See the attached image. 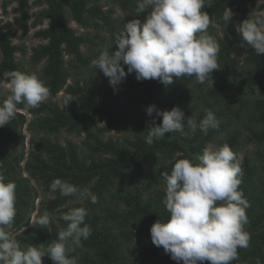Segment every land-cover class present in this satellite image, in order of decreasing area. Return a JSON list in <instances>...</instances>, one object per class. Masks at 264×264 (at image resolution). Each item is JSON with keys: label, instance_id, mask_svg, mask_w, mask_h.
<instances>
[{"label": "trees", "instance_id": "obj_1", "mask_svg": "<svg viewBox=\"0 0 264 264\" xmlns=\"http://www.w3.org/2000/svg\"><path fill=\"white\" fill-rule=\"evenodd\" d=\"M35 1L42 6L38 12L39 21L47 20L48 25L37 31V36L45 42L34 48V57L44 61L42 77L49 95L64 91V104L51 100H45L36 108L20 104L14 118L0 126V174L6 182L16 185V216L12 229L21 230L16 234L21 246L43 243L46 248L67 226L62 216L74 208L84 207L88 212L85 223L90 226L91 235L82 239V246L70 254L78 258V264H183L173 260L162 246H155L151 239V226L158 220L166 222L170 217L162 203L166 194L159 182L162 172L170 173L178 159L202 155L205 147L214 141L217 148L227 143L237 156L242 145L255 143L257 159L244 156L240 185L250 202L244 229L251 239L247 248L238 249V258L231 264H264V55H257L243 42L236 28L230 34L227 31L221 34L209 25L208 34L220 46V68L210 73L205 83L185 76L165 86L158 79L138 81L135 73H131L114 90L102 71L91 69V61L106 47L110 53L117 50L115 36L126 23L116 14V9L105 8L99 0ZM138 2L119 0L118 8L146 19L150 9L137 16ZM258 2L264 7V0H213L212 6L204 10L209 13L210 21L224 24L223 16L229 9L245 16L249 6ZM88 4L92 6L87 7ZM10 5H14L16 11V24L26 28L30 19L29 0H2L5 10ZM71 21L86 31L79 32ZM16 35L12 23L0 18V81L6 82L12 71L30 73L16 56ZM65 55L81 62L88 75L72 76ZM124 67L127 71V65ZM66 98L73 100L66 105ZM4 99L5 96L0 95V103ZM152 104L160 110L179 106L185 113L184 132L166 133L162 139L147 144V122L154 117L156 123L162 122V117H156L155 113L147 114L146 109ZM23 109L33 115L29 123L26 114L20 111ZM205 110L216 115L219 127L210 128L207 134L198 127L192 132L188 119L191 117L198 125ZM97 123H103L105 131L124 132L130 137L122 141L96 138L94 144L86 142L88 149L85 150L74 142L62 143L49 136L60 130L80 134ZM25 124L49 133L30 139L25 162L27 176L19 171L23 154L17 155L11 150L3 152L10 143L24 142L26 135L22 129ZM147 172L150 173L146 178L148 184L152 186L154 180L160 186L149 196L144 192L147 190L142 191L138 186L129 190L121 196L126 205L123 209L105 206V217L117 220L116 224L108 223L98 208L112 186L126 179L133 183L135 177L141 178ZM56 178L79 189H89L96 195L97 202L92 203L90 199L79 202V196H63L58 190L52 191L50 185ZM35 185L54 194L48 200V207L59 211L58 222L50 220L46 227L29 226L27 210ZM129 225L131 229L126 228ZM43 264L55 262L46 255Z\"/></svg>", "mask_w": 264, "mask_h": 264}, {"label": "clouds", "instance_id": "obj_2", "mask_svg": "<svg viewBox=\"0 0 264 264\" xmlns=\"http://www.w3.org/2000/svg\"><path fill=\"white\" fill-rule=\"evenodd\" d=\"M212 3L213 0H139L137 16L150 9L144 22L134 18L124 24L115 36L117 50L110 53L106 47L91 61V66L109 78L114 90L131 73L138 81L158 79L165 86L185 76L205 83L209 74L220 68V46L208 34L210 17L204 10ZM232 16V10L226 11L223 19L229 22ZM237 31L257 55H264V13L250 15L237 26ZM49 94L45 81L36 73L12 71L6 82L0 81V95L5 96L0 103V126L14 118L18 105L36 108ZM72 100L66 98V105ZM146 111L149 116L155 113L162 117L161 123H156L155 117L147 122V144L162 139L166 133L184 132L185 113L179 106L160 110L152 104ZM187 123L192 132L198 127L204 134L219 127L211 110H205L198 125L191 117ZM161 175L166 182L162 203L170 217L151 226L153 244L162 246L173 260L183 264H231L236 260L238 249L247 248L251 239L244 229L250 202L240 189L243 170L232 148L227 143L215 149L205 147L202 155L178 159L170 173L165 171ZM50 189L63 196L97 202L89 189H79L60 178L51 182ZM15 205L16 185L6 182L0 174V264H43L46 255L55 264H78V258L70 254L82 246V239L91 235V228L85 223L86 208L77 207L64 214L62 219L67 226L45 248L43 243L21 246L12 232ZM49 223L47 212L32 221L41 227Z\"/></svg>", "mask_w": 264, "mask_h": 264}, {"label": "rangeland", "instance_id": "obj_3", "mask_svg": "<svg viewBox=\"0 0 264 264\" xmlns=\"http://www.w3.org/2000/svg\"><path fill=\"white\" fill-rule=\"evenodd\" d=\"M100 3L105 8H114L116 9V14L120 15L123 19L124 23L129 22L130 20L137 18L133 14H126L121 11V9L118 8L119 0H99ZM30 7L28 9V13L30 14V19L28 21L27 27L22 28L21 26L17 25L15 22V16L16 11L14 10V5H10L5 10L2 6V0H0V18H2L5 21H10L13 25V28L16 30V37L14 39V43L16 44L18 50L16 53V56L18 60L24 65V67L30 72V73H36L42 80V68L44 66V61H38L34 57V48L40 45L41 43H44L45 40L37 36V31L40 28H44L48 25V21L44 20L42 23L39 21L38 18V12L42 6L38 5L35 0H29ZM258 4V5H257ZM232 10L233 16L229 22H224V24H218L217 22L210 21V25H212L219 33H223L224 31H227L230 34V31L234 28L237 29V26L242 23L245 19L250 18V15H255L257 13H264V7L261 6V2H258L254 5L249 6V12L245 16H241L234 13L233 9H229L228 12ZM140 19V18H139ZM141 22H144V18L140 19ZM71 25L78 29L79 32L86 31L84 28H82L80 25H78L75 21H71ZM104 33H102L103 35ZM67 65L70 68L72 76L75 77H81L88 75L86 67H84L81 62L77 61L76 59L70 57L69 55H65ZM90 68V67H89ZM93 67L91 66V69ZM64 91H60L56 95L50 96L47 98V100H51L53 102H57L60 105L64 104ZM27 116V123L30 122V120L33 119V115L28 112V109L20 110ZM103 123H97L93 125L87 132H82L80 134L77 133H70L66 130H60L58 132L54 133H46L43 130L37 129L36 127H30L29 125L25 124L23 126V134L26 135V138L24 142L20 141L17 143H10L7 147L3 149V152L7 150L14 151L17 155L23 154L22 162L20 164V170L24 176H27V173L25 171V162L28 157V152L30 150V139L32 137L40 138L43 136H46L49 134L53 139L59 140L62 143H65L67 141L74 142L76 144H79L83 149H88L87 141L94 144L96 138H100L101 140H107L109 138H112L114 140H124L127 136L130 137L129 134H126L124 132H116V131H105L103 130ZM207 147L210 148H217L216 141L211 142L207 145ZM258 147L255 143H249L244 144L237 150L238 159L241 162L244 159L245 155H249L250 157L256 158ZM179 155V154H178ZM177 155V156H178ZM176 158V157H175ZM150 176V173H144V175L141 178L135 177L133 180V183L130 182V180H125L121 184L116 181L114 186L111 188V192L107 194V197L105 200L102 201L101 208H98V211L103 215V217L107 216L105 206H113V207H120V209L125 208V202L121 196H124L126 192H129V190H134L137 186L142 191H144L147 196L149 194L153 195V192L156 190V186H162V188H165L166 190V182L163 180V177L159 178L160 185H156L155 181L152 180V186L148 184L147 177ZM148 187V188H147ZM54 194L51 191H44L38 186L35 185V191L33 193V198L31 200V205L27 210V216H30V223L29 226H32V221L34 218H37L38 215H43L45 212L49 214L50 220H53L55 222H58V219L60 218L61 214L58 210H52L48 207V200L53 198ZM86 198H80L77 201L79 202H85ZM108 219V223L110 224H116L117 220L111 218V217H105ZM126 228L131 229V225H129ZM264 230V227L262 228ZM21 230L15 231V229H12L13 234H18ZM136 244V243H135Z\"/></svg>", "mask_w": 264, "mask_h": 264}]
</instances>
